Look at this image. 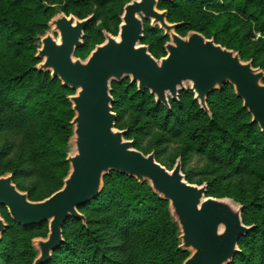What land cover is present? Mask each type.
I'll use <instances>...</instances> for the list:
<instances>
[{
	"label": "trees",
	"instance_id": "16d2710c",
	"mask_svg": "<svg viewBox=\"0 0 264 264\" xmlns=\"http://www.w3.org/2000/svg\"><path fill=\"white\" fill-rule=\"evenodd\" d=\"M130 1L0 0V176L11 174L30 201H42L62 188L74 117L67 99L74 92L35 69L36 37L48 30L57 6L66 16H92L83 46L74 54L84 60L104 42V33L117 36L123 7ZM158 9L167 11L169 23L180 24L178 35L200 33L264 72V0L159 1ZM161 32L144 21L141 44L155 59L165 56L169 41ZM110 88L115 127L126 132L136 150L154 152L168 170L180 158L186 181L206 184V197L229 198L242 206V222L253 229L239 239L240 252L230 264H264V135L233 87L209 94L210 115L190 90L180 91L178 101L169 99L167 108L128 79L112 82ZM173 145H179L177 155L170 152ZM78 211L85 224L72 218L65 222L64 242L46 264H182L189 256L178 249L168 203L147 182L111 171L100 195ZM0 215L7 224L0 264H33L32 241L46 238L47 223L21 227L1 206Z\"/></svg>",
	"mask_w": 264,
	"mask_h": 264
},
{
	"label": "water",
	"instance_id": "95a60500",
	"mask_svg": "<svg viewBox=\"0 0 264 264\" xmlns=\"http://www.w3.org/2000/svg\"><path fill=\"white\" fill-rule=\"evenodd\" d=\"M159 1L172 0L127 3L117 36L104 33V42L84 60L74 54L83 46L84 30L92 16L80 20L57 13L48 30L38 37L41 45L35 58L41 62L35 69L49 73L74 92L67 97L74 117L66 156L69 171L60 190L33 202L17 189L11 174L0 176V206L12 221L21 227L47 223L46 238L32 241L37 254L33 264L51 260L64 242L62 227L68 219L85 224L78 207L100 195L103 178L111 171L140 184L147 182L153 193L168 203L178 230V249L189 253L182 264H230L240 252L239 239L253 229L243 224L240 204L229 198L206 197V184L188 183L180 158L168 170L156 161L154 152L144 155L136 150L133 141L125 139L126 132L115 127L110 85L129 78L139 92L148 91L156 104L167 108L169 98L178 101L180 91L190 90L208 115L209 94L230 85L251 116V123L264 135V72L200 33L178 35L180 24L167 21V11L158 9ZM144 21L169 38L164 45L165 56L160 59L141 44ZM6 227L0 215V239Z\"/></svg>",
	"mask_w": 264,
	"mask_h": 264
},
{
	"label": "rangeland",
	"instance_id": "374dc122",
	"mask_svg": "<svg viewBox=\"0 0 264 264\" xmlns=\"http://www.w3.org/2000/svg\"><path fill=\"white\" fill-rule=\"evenodd\" d=\"M60 7L59 6H57L56 8H55V12H54V14H53V16H52V18L57 14V13H60ZM51 18V19H52ZM50 19V20H51ZM148 24H149V26H150V22L148 21ZM151 27V26H150ZM152 28V27H151ZM51 32H52V30H51ZM44 35V34H43ZM161 35H163L164 36V34H163V32H161ZM38 37L39 36H37L36 37V45H37V47L39 48L40 47V45H41V43H40V40L38 39ZM54 37H57V35L56 34H54ZM37 48V49H38ZM41 61L40 60H38V64L40 63ZM37 64V65H38ZM125 79H128L129 80V83L130 84H134V85H136L135 83H131V80L129 79V78H125ZM263 84H264V80H263ZM189 85H187V87H188ZM136 88H137V85H136ZM170 99V98H169ZM125 115H126V117H127V122H129V121H131V118H132V116H131V114H130V111L129 110H126V112H125ZM71 138V137H70ZM70 140V139H69ZM130 141H132V140H130ZM69 143V142H68ZM72 147V145L70 146V148ZM178 150H179V145H173V146H171L170 147V152L173 154V155H177V153H178ZM192 167H196V164H194Z\"/></svg>",
	"mask_w": 264,
	"mask_h": 264
}]
</instances>
